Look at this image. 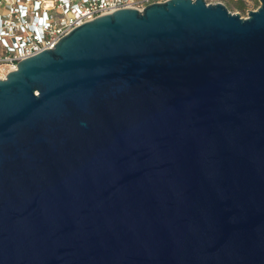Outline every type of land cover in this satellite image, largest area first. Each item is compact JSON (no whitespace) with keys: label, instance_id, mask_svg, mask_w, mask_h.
I'll list each match as a JSON object with an SVG mask.
<instances>
[{"label":"water","instance_id":"1","mask_svg":"<svg viewBox=\"0 0 264 264\" xmlns=\"http://www.w3.org/2000/svg\"><path fill=\"white\" fill-rule=\"evenodd\" d=\"M164 0L0 78V264H264V0Z\"/></svg>","mask_w":264,"mask_h":264},{"label":"built area","instance_id":"2","mask_svg":"<svg viewBox=\"0 0 264 264\" xmlns=\"http://www.w3.org/2000/svg\"><path fill=\"white\" fill-rule=\"evenodd\" d=\"M159 1L164 0H0V78L84 22Z\"/></svg>","mask_w":264,"mask_h":264},{"label":"rangeland","instance_id":"3","mask_svg":"<svg viewBox=\"0 0 264 264\" xmlns=\"http://www.w3.org/2000/svg\"><path fill=\"white\" fill-rule=\"evenodd\" d=\"M208 3H217L222 2L224 3L230 11L234 13H239L242 17H247L249 15V11L256 10L259 5V0H243L244 2V9L238 8L240 5V0H206Z\"/></svg>","mask_w":264,"mask_h":264},{"label":"trees","instance_id":"4","mask_svg":"<svg viewBox=\"0 0 264 264\" xmlns=\"http://www.w3.org/2000/svg\"><path fill=\"white\" fill-rule=\"evenodd\" d=\"M239 2H240V5L238 6V8L244 9V2H243V0H240Z\"/></svg>","mask_w":264,"mask_h":264},{"label":"bare ground","instance_id":"5","mask_svg":"<svg viewBox=\"0 0 264 264\" xmlns=\"http://www.w3.org/2000/svg\"><path fill=\"white\" fill-rule=\"evenodd\" d=\"M5 76H6V75H5ZM2 78H5V77H2ZM2 78H1V79H2Z\"/></svg>","mask_w":264,"mask_h":264}]
</instances>
